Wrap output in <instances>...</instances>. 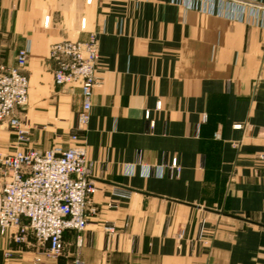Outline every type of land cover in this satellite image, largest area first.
Masks as SVG:
<instances>
[{
    "label": "crops",
    "instance_id": "1",
    "mask_svg": "<svg viewBox=\"0 0 264 264\" xmlns=\"http://www.w3.org/2000/svg\"><path fill=\"white\" fill-rule=\"evenodd\" d=\"M91 32L98 212L40 264H264V0H0V62L29 53V146L73 144L81 88L54 82L49 47ZM14 141L0 124V153ZM37 256L0 234V264Z\"/></svg>",
    "mask_w": 264,
    "mask_h": 264
},
{
    "label": "built area",
    "instance_id": "2",
    "mask_svg": "<svg viewBox=\"0 0 264 264\" xmlns=\"http://www.w3.org/2000/svg\"><path fill=\"white\" fill-rule=\"evenodd\" d=\"M28 58V50L22 48L12 65L0 62V124L7 123L15 135L14 151L0 153V234L15 244L33 237L38 264L43 257L60 256L66 232L85 230L97 213L93 198L99 187L92 177L86 146L78 143L79 131L86 130L89 123L94 89L99 85L97 34L91 32L84 41H57L50 47L55 83L81 88L77 131L71 134L73 144L67 147L55 144L38 150L29 146L30 126L19 113L28 103ZM170 169L180 172L176 159ZM106 229L113 231V227ZM11 255L8 250L6 256ZM75 264L83 262L76 259Z\"/></svg>",
    "mask_w": 264,
    "mask_h": 264
},
{
    "label": "rangeland",
    "instance_id": "3",
    "mask_svg": "<svg viewBox=\"0 0 264 264\" xmlns=\"http://www.w3.org/2000/svg\"><path fill=\"white\" fill-rule=\"evenodd\" d=\"M61 41V40H60ZM53 44V43H52ZM51 44V45H52ZM51 45H50V47H51ZM50 47H49V58H50ZM1 63H3V62H1ZM3 64H5V63H3ZM98 64V63H97ZM6 65H8V64H6ZM9 65H12V64H9ZM97 72V71H96ZM26 73H27V75H28V71H27V67H26ZM53 75H54V68H53ZM28 78H29V75H28ZM30 80V79H29ZM54 82H55V78H54ZM98 83H99V78H98ZM63 86H66V85H63ZM71 86V85H70ZM73 86H77V85H73ZM80 87V86H79ZM29 91H30V83H29ZM29 91H28V103H27V105H25L24 106V108H26L27 106H28V104H29ZM23 109V108H22ZM22 109L21 110H19V113L22 115ZM28 121V120H27ZM28 123H29V121H28ZM8 125V124H7ZM31 137V136H30ZM35 148V147H34ZM36 149H38V148H36ZM38 150H41V149H38ZM262 154H264V152L262 153ZM262 154H261V156H262ZM262 158H264V157H262ZM0 204H1V201H0ZM97 212H98V209H97ZM30 241V240H29ZM28 241V242H29ZM28 242H26V243H28ZM65 244V243H64ZM35 245H36V248H37V244H36V241H35ZM13 253V252H12ZM6 255V254H5ZM10 257H12V255L10 256ZM10 257H8V258H10ZM42 262V261H41ZM41 262H39L38 264H40ZM34 264H35V260H34Z\"/></svg>",
    "mask_w": 264,
    "mask_h": 264
}]
</instances>
